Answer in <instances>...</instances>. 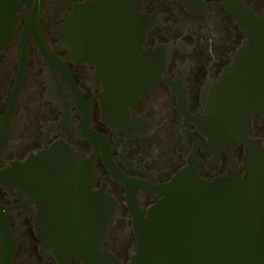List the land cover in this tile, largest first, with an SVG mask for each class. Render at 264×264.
Returning a JSON list of instances; mask_svg holds the SVG:
<instances>
[{"label": "flooded vegetation", "instance_id": "flooded-vegetation-1", "mask_svg": "<svg viewBox=\"0 0 264 264\" xmlns=\"http://www.w3.org/2000/svg\"><path fill=\"white\" fill-rule=\"evenodd\" d=\"M114 1L117 22L98 32L76 22L92 0H31L0 48V264H56L44 194L35 201L23 183L28 160L56 145L91 160L94 191L117 201L104 248L123 264L138 246L135 213L162 198L152 189L190 166L209 182L247 174L245 144H211L207 97L250 41L226 5L264 17V0H205L202 15L173 0ZM250 138L264 146V117Z\"/></svg>", "mask_w": 264, "mask_h": 264}, {"label": "water", "instance_id": "water-1", "mask_svg": "<svg viewBox=\"0 0 264 264\" xmlns=\"http://www.w3.org/2000/svg\"><path fill=\"white\" fill-rule=\"evenodd\" d=\"M92 1L77 11L81 18L77 23L99 24L94 29L102 32L105 24L117 22L110 17L115 10L106 8L115 9L114 0L110 5ZM173 1L200 15L213 5L205 0ZM30 2L0 0V48L12 40L17 13ZM226 6L250 41L235 55L218 93L207 97L205 129L212 145L226 143L230 149L246 145L247 174L237 171L209 182L190 166L168 184L152 189L162 198L147 213H135L138 246L130 264H264V146L250 138L253 119L264 117V17L241 6ZM115 15L121 14L116 10ZM123 16L120 22L132 19L125 10ZM92 168L91 160L63 145L32 156L25 165V189L35 201L43 192L50 210L48 241L56 264H69L70 259L123 264L104 248L119 218V205L105 192L94 191ZM40 174L44 186L39 185ZM86 174L87 185L82 179ZM124 182L131 184L127 178Z\"/></svg>", "mask_w": 264, "mask_h": 264}]
</instances>
